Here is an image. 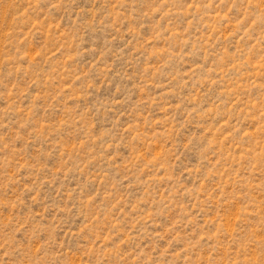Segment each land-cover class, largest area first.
Listing matches in <instances>:
<instances>
[{"label":"rangeland","instance_id":"obj_1","mask_svg":"<svg viewBox=\"0 0 264 264\" xmlns=\"http://www.w3.org/2000/svg\"><path fill=\"white\" fill-rule=\"evenodd\" d=\"M0 264H264V0H0Z\"/></svg>","mask_w":264,"mask_h":264}]
</instances>
